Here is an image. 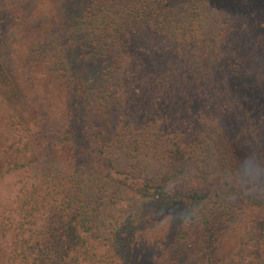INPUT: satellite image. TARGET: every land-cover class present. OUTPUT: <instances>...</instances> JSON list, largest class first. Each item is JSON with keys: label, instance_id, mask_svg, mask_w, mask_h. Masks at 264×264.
Wrapping results in <instances>:
<instances>
[{"label": "trees", "instance_id": "obj_1", "mask_svg": "<svg viewBox=\"0 0 264 264\" xmlns=\"http://www.w3.org/2000/svg\"><path fill=\"white\" fill-rule=\"evenodd\" d=\"M0 7V264H264V0Z\"/></svg>", "mask_w": 264, "mask_h": 264}, {"label": "rangeland", "instance_id": "obj_2", "mask_svg": "<svg viewBox=\"0 0 264 264\" xmlns=\"http://www.w3.org/2000/svg\"><path fill=\"white\" fill-rule=\"evenodd\" d=\"M215 17H217L216 15H213V17H212V21L210 22V24L212 25V27H214L215 26V24H216V21H217V19H215ZM9 20H10V16H9V13H8V11H6V9L4 8V7H0V27L2 28V29H4L6 26H7V24H8V22H9ZM207 30H208V27H207V25L205 26V28H204V32L206 31L207 32ZM66 150L65 149H60V152L61 153H64ZM149 172L151 171V173L152 174H154L155 172H156V168L155 167H151V163H149ZM15 178H13L12 179V187H14L16 184H15ZM14 188H17V186L16 187H14ZM4 190V192H5V188L3 189ZM111 190H113L112 188H111ZM111 190H110V192H111ZM118 197H120V196H118ZM120 203H122V201H120L119 202V204Z\"/></svg>", "mask_w": 264, "mask_h": 264}]
</instances>
